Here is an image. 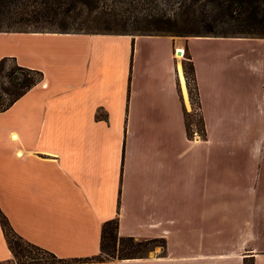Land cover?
<instances>
[{
  "label": "crops",
  "instance_id": "0c3cea01",
  "mask_svg": "<svg viewBox=\"0 0 264 264\" xmlns=\"http://www.w3.org/2000/svg\"><path fill=\"white\" fill-rule=\"evenodd\" d=\"M0 38V58L44 73L0 110V207L23 238L66 258L33 264H264V51L237 49L231 67L225 44L253 37ZM192 115L202 135L189 131ZM226 120L234 126L223 128ZM112 218L121 235L164 244L144 256L85 259L101 252ZM0 264H19L1 221Z\"/></svg>",
  "mask_w": 264,
  "mask_h": 264
},
{
  "label": "trees",
  "instance_id": "16d2710c",
  "mask_svg": "<svg viewBox=\"0 0 264 264\" xmlns=\"http://www.w3.org/2000/svg\"><path fill=\"white\" fill-rule=\"evenodd\" d=\"M129 25L147 34L264 37V0H0V31L133 33L127 31ZM118 27L121 30L115 29ZM184 69L193 96L196 78L189 55L184 59ZM43 75L41 69L19 63L16 56L1 57L0 110L13 104L41 81ZM191 79L194 81L193 90ZM187 124L189 127L188 119ZM0 221L9 246L16 254L9 232L23 237L14 230L1 207ZM118 226L116 218L106 220L102 226L101 252L85 259L144 256L148 252L143 250V244L157 240L121 235ZM23 239L33 250L51 255L50 259L31 255L29 264L66 260ZM107 245L111 246L110 249Z\"/></svg>",
  "mask_w": 264,
  "mask_h": 264
},
{
  "label": "rangeland",
  "instance_id": "374dc122",
  "mask_svg": "<svg viewBox=\"0 0 264 264\" xmlns=\"http://www.w3.org/2000/svg\"><path fill=\"white\" fill-rule=\"evenodd\" d=\"M115 29L121 30V28H119V27L115 28ZM127 31H130L133 33H141V31L136 29L135 27H133V25H129ZM180 36H183V35H180ZM248 37H253V38H246L243 41L231 40V39H227L225 41L226 53H227L226 54L227 55V66L228 65H230L231 67L235 66L236 62L232 59L229 60V55L234 54V51H236L237 49H242V51L248 52V54L252 53L253 51H264V41L260 39L261 37L260 38H258L259 36H248ZM1 40L2 39L0 38V41ZM185 56H187L186 52H185ZM225 61H226V58H225ZM244 64H246V62L245 61L242 62V60H241V65H242L241 70L246 71L247 67H245ZM236 65H238V64H236ZM227 66H226V70H230L229 72H227V73H229L228 75H230L231 71H235V70H232L231 68H229ZM237 71H239V70H237ZM240 80L241 81H243V80L247 81L248 78L245 79V77H241ZM191 86H192V90H193V87H194L193 79H191ZM195 92L196 91L194 89L193 101L195 103H197V97H196ZM188 121H189V131L192 133L193 130L196 128V129H199L200 135H202V133H203L202 132L203 131L202 130V127H203L202 124L203 123L201 121V117L199 115L188 116ZM223 126H224L223 128H232L234 126V122L232 120H226L223 122ZM195 136H197V135H195ZM211 164H216V163L214 162ZM217 164H233V162H229V163L220 162ZM9 236H10L12 245L14 246V250L16 252V254H14L16 260L21 261L24 264H29L32 262L31 255L32 256H41V257H43V259H50L51 258L50 253L38 252V251L33 250L30 246L27 245L26 241L23 238L19 237L17 234H15L13 232H9ZM107 241H108V243H110V238H107ZM162 245H163V241L161 239H157V240H153V241L148 242V244H146V245L143 244L142 248H143V250H145L149 253V252H151L157 248H160ZM110 247H111L110 245H107L108 249H110ZM105 255H106V253H105Z\"/></svg>",
  "mask_w": 264,
  "mask_h": 264
},
{
  "label": "bare ground",
  "instance_id": "6f19581e",
  "mask_svg": "<svg viewBox=\"0 0 264 264\" xmlns=\"http://www.w3.org/2000/svg\"><path fill=\"white\" fill-rule=\"evenodd\" d=\"M178 50H181V52H180V53H179V52H177V53H178V56H179V57H181V56L183 55V50H184V49H182V48H179Z\"/></svg>",
  "mask_w": 264,
  "mask_h": 264
},
{
  "label": "built area",
  "instance_id": "2783aa9c",
  "mask_svg": "<svg viewBox=\"0 0 264 264\" xmlns=\"http://www.w3.org/2000/svg\"><path fill=\"white\" fill-rule=\"evenodd\" d=\"M178 49H179V48H177L176 51H178ZM177 55H178V53H177ZM182 56H185V48H184V50H183V55H182Z\"/></svg>",
  "mask_w": 264,
  "mask_h": 264
},
{
  "label": "water",
  "instance_id": "95a60500",
  "mask_svg": "<svg viewBox=\"0 0 264 264\" xmlns=\"http://www.w3.org/2000/svg\"><path fill=\"white\" fill-rule=\"evenodd\" d=\"M178 52L180 53V52H181V50H178Z\"/></svg>",
  "mask_w": 264,
  "mask_h": 264
}]
</instances>
